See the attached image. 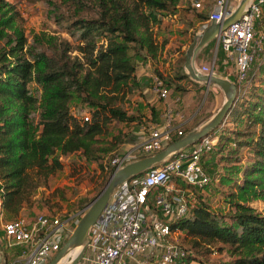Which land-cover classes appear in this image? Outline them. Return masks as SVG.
<instances>
[{"label":"trees","instance_id":"1","mask_svg":"<svg viewBox=\"0 0 264 264\" xmlns=\"http://www.w3.org/2000/svg\"><path fill=\"white\" fill-rule=\"evenodd\" d=\"M43 1L51 24L38 30L26 28L15 3L0 0V206L8 218L38 205L36 194L63 169L64 156L98 161L125 143L122 132L110 138L109 128L114 121L137 118L127 105L138 60H150L155 75L175 91L200 87L179 60L173 74L158 67L166 48L159 37L163 19L176 14L182 0ZM197 16L203 27L210 12ZM259 68L264 72V63H255L249 89L215 129L222 160L238 164L248 158L250 163L240 178L226 174L228 210L214 211L199 195L192 213L174 225L189 245L187 257L177 264H218L210 259L215 251L232 258L219 264H264V213L252 206L264 201V78ZM82 110H89L88 121L78 114ZM103 162L102 174L91 175L94 183L103 181L98 192L115 170L105 169Z\"/></svg>","mask_w":264,"mask_h":264},{"label":"built area","instance_id":"2","mask_svg":"<svg viewBox=\"0 0 264 264\" xmlns=\"http://www.w3.org/2000/svg\"><path fill=\"white\" fill-rule=\"evenodd\" d=\"M191 2L196 9L205 7V0ZM240 2L213 0L208 23L203 27L211 20L222 22ZM215 39L217 49L223 50L227 62L234 66L232 74L239 86V100L249 89L253 67L264 52V0H252L243 15ZM216 65L214 58L209 65L198 67L203 73H211L216 72ZM152 92L163 99L170 94V87L155 76ZM78 114L86 121L90 119L85 110ZM163 117V124L152 125L144 139L130 149L122 146L110 160H105V169H117L156 154L171 144L175 136L184 135L175 126L176 117L185 121L179 108H167ZM218 140L219 129L181 149L159 166L120 183L91 227L86 250L77 264H177L186 258L188 249L180 240L183 232L174 225L188 217L197 205L195 191L213 181L205 161L216 151ZM77 216L79 213L65 219L41 214L32 220L19 218L4 222L0 264H49L72 235L80 220ZM11 248H20L22 254L8 257L5 249ZM78 251L70 252L62 263L72 261Z\"/></svg>","mask_w":264,"mask_h":264},{"label":"rangeland","instance_id":"3","mask_svg":"<svg viewBox=\"0 0 264 264\" xmlns=\"http://www.w3.org/2000/svg\"><path fill=\"white\" fill-rule=\"evenodd\" d=\"M10 1L15 3L20 10L26 28H36L39 30L51 24L46 17V7L43 0ZM212 2L213 0H205V7L198 11L193 7L191 0H182L178 10V17L175 20H172V16H165L162 28L159 31V37L162 41H166V47H168V59H176V63L178 60L179 63H185V60L183 61L185 58L184 51L186 52V49L192 42L193 38V32H189L188 28L195 23L194 18L198 17V13H209L211 11L210 4H212ZM210 49H214V42L212 41L204 45L201 52L206 53ZM258 60V64L263 65L264 58L261 57ZM227 64H229V62H227ZM258 72L260 75L259 77L264 78V72L262 70ZM224 100L225 96L222 91L219 92V96L213 93L202 95L196 107L197 115L194 116L195 121H198L202 117L206 120L211 114H215L222 106ZM78 102V99H76L73 106H76ZM132 103L131 100V104ZM127 106L128 110L133 108L132 105ZM76 111L77 110H75V112ZM85 111L89 113V110ZM140 124H138V126ZM134 126L135 124L131 122L126 123L114 121L109 128L110 138L119 134V132H122V135H124V142L132 141L137 135L134 132L136 131L133 129ZM228 127H233V125L229 124ZM186 128L189 129V126ZM122 146L123 145H119L115 151L103 154L102 158L98 161H87L77 154L64 156L63 169L51 177L47 186L42 187L36 194L35 197L39 201L38 205L33 210H25L23 214L17 218H8L3 215V222L19 218L32 220L41 214L58 215L66 219L79 213V216L77 217L81 218L91 201L101 192H98V186L102 185V179L99 178L97 183H94L91 179V175H93V173H96V175L102 174V161L110 160L114 153L118 152ZM235 146L236 144L234 143L232 147ZM242 152L245 156L247 155L249 157L250 150L247 147H244ZM222 158L223 156L218 153V150L209 155V158L205 161V168L207 172L211 174L213 181L204 189L195 191L194 193L198 201V196L202 195L204 200L211 205L212 209L218 212L226 211L230 207L225 200L226 186H224V184L227 183L224 181H226V174L231 173L232 177L240 178L242 176V169L250 163L248 158H243L238 164L234 161L227 162L226 160H222ZM252 206L258 209V211L264 213V201H254L252 202ZM76 219L77 218H75V220ZM73 227H75L74 222ZM184 235L185 234H182L180 236V240L187 248H189V245L185 243ZM210 259L213 263L218 264L228 263L232 260L229 254L223 251L213 252ZM192 264H196V262H193Z\"/></svg>","mask_w":264,"mask_h":264},{"label":"water","instance_id":"4","mask_svg":"<svg viewBox=\"0 0 264 264\" xmlns=\"http://www.w3.org/2000/svg\"><path fill=\"white\" fill-rule=\"evenodd\" d=\"M251 1L252 0H241L237 9L222 22L211 20L209 25L200 28L194 34L192 42L189 44L185 52V63L183 67L186 76L192 81L206 85L208 88L211 86L220 87L225 96L222 106L207 121L200 124L187 135L173 141L158 153L115 169L110 174L104 188L88 205L86 212L80 218L70 238L49 264H77L79 262L86 250L91 227L97 221L114 189L120 183L133 176L144 173L157 165H160L181 149L194 144L202 137L214 131L222 122L226 120L229 112L238 101L239 86L237 83L220 73L201 72L198 67L197 58L204 45L214 40L226 27L238 20L243 15V12ZM75 250L79 251L74 259L69 263H62L65 256Z\"/></svg>","mask_w":264,"mask_h":264},{"label":"crops","instance_id":"5","mask_svg":"<svg viewBox=\"0 0 264 264\" xmlns=\"http://www.w3.org/2000/svg\"><path fill=\"white\" fill-rule=\"evenodd\" d=\"M197 10L200 11L201 9H197ZM178 14L179 12L169 16H172L173 17L172 20H175L178 17ZM194 22L195 23L193 25L191 26L189 25L190 26V28H188L189 32L191 31L193 32L195 29L199 30L200 28H202L201 26L202 22L198 17L194 18ZM212 42H214L213 50L210 49L211 51L209 50L206 53L201 52L202 50L200 51L197 58L198 65L200 66L209 65L211 61L214 58H216L217 59L216 72L228 77L232 81H235V78H233V74H232V70L234 66L232 64L231 65L227 64L226 53L221 49H217L216 39L212 40ZM167 51H168V47L165 48L163 58H161L158 61V67L161 71H164L165 74L166 73L173 74L174 71L172 68L176 63V59H172V58L168 59ZM155 76L156 75L154 73L153 67L151 66L150 60H146V61L138 60V66L136 71V85L134 87L133 94L131 95V100L133 103L129 104L132 105L133 108H131V110H128L129 114L137 116V118L133 122H131L135 124L133 129L136 130L134 132L137 135L136 137L133 138L132 141H128L123 144V147L125 146L124 149H130L136 142L144 139V137L148 135L149 128L152 125L163 124L164 122L163 115L166 109L170 107L179 108L182 111V113L185 115V121H181L180 118L176 117L175 126L178 129L183 130L184 132L183 136L187 135L190 131L198 127L203 122L207 121L213 115L211 114L209 118H207L206 120H204V117H202L199 120L196 117L198 121H195L194 116L197 115L196 107L202 95L207 93L208 94L213 93L219 96V92L222 91V89L218 86H211L210 88H208L206 85L196 82L200 85V87L196 86L193 89L186 92H178L175 91L172 87H170V94L166 98L161 99L152 92V85ZM177 99H179L178 102ZM151 108L155 110L156 117L155 116L153 117ZM138 124L140 125L138 126ZM187 126H189V129L186 128ZM179 138L181 137L175 136L176 140ZM3 215L4 214L3 212H1V206H0V248H3V240H4V227H3L4 222L2 220ZM5 250H6V255L8 257H17L18 255L22 254L20 248H11Z\"/></svg>","mask_w":264,"mask_h":264},{"label":"bare ground","instance_id":"6","mask_svg":"<svg viewBox=\"0 0 264 264\" xmlns=\"http://www.w3.org/2000/svg\"><path fill=\"white\" fill-rule=\"evenodd\" d=\"M75 252V251H74Z\"/></svg>","mask_w":264,"mask_h":264}]
</instances>
